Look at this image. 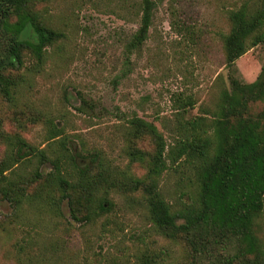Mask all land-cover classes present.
<instances>
[{
  "label": "rangeland",
  "instance_id": "374dc122",
  "mask_svg": "<svg viewBox=\"0 0 264 264\" xmlns=\"http://www.w3.org/2000/svg\"><path fill=\"white\" fill-rule=\"evenodd\" d=\"M154 1L149 36L139 48L130 46L140 26L139 0L38 2L45 24L63 37L47 47L43 61L26 52L22 68L12 71L18 83L11 98L0 92V162L17 139L29 146L4 172L22 187V204L16 207L0 192V264L193 262L181 238L163 236L151 222L142 189L125 185L146 179L155 152L149 134H130V122L139 117L153 123L168 148L184 134L187 120L203 116L210 124L223 93L232 91L233 76L251 83L264 68V42L233 66L225 47L232 12L243 6L255 12L264 0ZM252 108L260 112L264 102ZM54 125L62 135L51 138ZM136 150L146 161L131 159ZM70 151L84 165L99 155L91 177L110 178L104 183L111 208L95 218L86 219L83 211L76 219L53 184L58 159L64 174L76 173ZM168 164L159 189L180 210L196 198L194 167ZM256 233L264 244V212Z\"/></svg>",
  "mask_w": 264,
  "mask_h": 264
},
{
  "label": "trees",
  "instance_id": "16d2710c",
  "mask_svg": "<svg viewBox=\"0 0 264 264\" xmlns=\"http://www.w3.org/2000/svg\"><path fill=\"white\" fill-rule=\"evenodd\" d=\"M39 1L0 0V92L7 98H11L18 83L12 71L22 68L25 53L43 61L47 47L63 37L45 24L37 10ZM139 2L140 26L130 42L134 48L148 39L156 8L154 0ZM231 20V31L225 37L229 66L250 47L264 42V1L255 12L250 13L247 6L232 12ZM232 85V91L223 93L211 123L206 124L203 116L187 120L182 125L184 134L169 148L153 123L136 117L129 126L134 137L149 134L155 152L149 157L146 179L131 178L125 185L142 189L151 222L163 236L181 238L186 243L193 259L190 264H264V244L256 233V220L264 212V108L260 112L252 108L264 102V68L251 83H242L233 76ZM60 135L62 130L56 125L50 137ZM12 145L14 152L0 162V192L5 200H15L17 207L22 204V187L4 172L27 155L22 151L29 146L21 138ZM143 154L130 152L134 161H146ZM77 155L70 151L76 171L73 175L64 174L61 159L56 160L53 184L68 199L76 219H81L83 211L86 219H92L111 208L110 187L105 185L110 178L101 175L100 179L98 174L91 177L99 155L90 159L91 165L79 164ZM169 161L194 167L196 198L180 210H174L159 189V179L169 168ZM233 247L236 253H231Z\"/></svg>",
  "mask_w": 264,
  "mask_h": 264
}]
</instances>
